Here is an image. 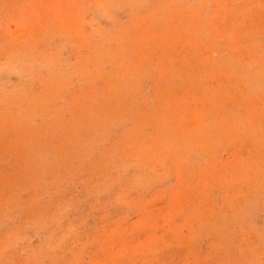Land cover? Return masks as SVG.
<instances>
[{"label": "rangeland", "instance_id": "1", "mask_svg": "<svg viewBox=\"0 0 264 264\" xmlns=\"http://www.w3.org/2000/svg\"><path fill=\"white\" fill-rule=\"evenodd\" d=\"M0 264H264V0H0Z\"/></svg>", "mask_w": 264, "mask_h": 264}]
</instances>
